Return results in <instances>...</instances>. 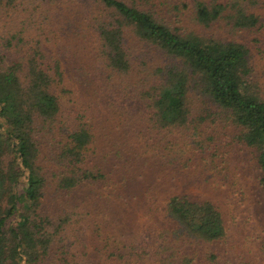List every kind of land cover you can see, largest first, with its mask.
<instances>
[{"label":"trees","instance_id":"obj_1","mask_svg":"<svg viewBox=\"0 0 264 264\" xmlns=\"http://www.w3.org/2000/svg\"><path fill=\"white\" fill-rule=\"evenodd\" d=\"M22 1L0 0V13L16 11ZM79 4L78 12L96 32L97 55L113 71L130 70L127 37L168 57L138 94V103L145 104L150 115L146 118L147 112L138 108L146 120L161 128H184L205 161L212 150L220 159L227 151L221 149L231 144L250 151L264 217V96L258 91L248 47L207 33L214 25L228 33L254 28L264 0H80ZM42 58L0 64V264H85L86 253L70 248L79 242L76 235L64 248L52 251L71 223L66 215L51 220L40 211L41 199L49 187L68 192L98 183L104 174L89 165L92 134L82 121L67 125L52 163L40 165L38 129L60 114L51 91L52 66ZM52 68L58 80V66ZM194 96L208 108L191 116ZM213 125L219 127L216 138ZM162 207V224L139 247L149 251L153 264H233L228 256L235 264H260L254 260L264 255V231L258 236V254L242 256L226 242L224 212L211 200L172 193ZM90 247L106 251L103 246Z\"/></svg>","mask_w":264,"mask_h":264},{"label":"rangeland","instance_id":"obj_2","mask_svg":"<svg viewBox=\"0 0 264 264\" xmlns=\"http://www.w3.org/2000/svg\"><path fill=\"white\" fill-rule=\"evenodd\" d=\"M79 2L23 0L16 11L0 13V64L43 57L49 66L57 65L60 73L56 80L52 67L49 71L60 114L55 122L38 129L40 165L52 163L67 125L82 121L92 134L89 165L104 174L98 183L68 192L51 187L45 191L40 211L51 220L66 215L71 223L62 242L52 244L57 245L52 251L68 245L73 234L79 242L70 248L86 253L85 264H153L149 251L139 247L162 224L166 196L183 193L215 203L224 212L226 242L246 258L257 255L264 217L250 151L231 144L221 149L227 151L220 159L212 150L205 161L196 154L194 140L184 135V128H161L146 120L138 108L147 112L146 118L150 115L145 104L138 103V94L148 87L155 69L169 62L168 57L152 45L127 37L130 70L113 71L97 55L96 32L78 12ZM207 33L248 47L258 91L264 96V11L252 29L228 33L214 25ZM190 100L191 116L208 108L200 97ZM212 127L216 138L219 127ZM91 245L106 251L97 252ZM254 262L264 264V255Z\"/></svg>","mask_w":264,"mask_h":264}]
</instances>
